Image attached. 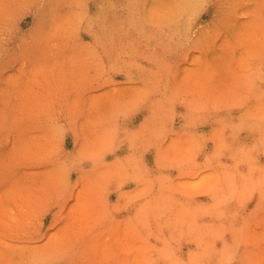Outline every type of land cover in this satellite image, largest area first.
Segmentation results:
<instances>
[{
  "label": "clouds",
  "instance_id": "clouds-1",
  "mask_svg": "<svg viewBox=\"0 0 264 264\" xmlns=\"http://www.w3.org/2000/svg\"><path fill=\"white\" fill-rule=\"evenodd\" d=\"M0 264H264V0H0Z\"/></svg>",
  "mask_w": 264,
  "mask_h": 264
},
{
  "label": "rangeland",
  "instance_id": "rangeland-1",
  "mask_svg": "<svg viewBox=\"0 0 264 264\" xmlns=\"http://www.w3.org/2000/svg\"><path fill=\"white\" fill-rule=\"evenodd\" d=\"M93 10H95V9H93ZM205 21H207V20H209L210 19V17H208V16H205L204 18H203ZM31 18L29 17V18H25L23 21H21L20 22V24H19V27L22 29V30H27L29 27H30V25H31ZM83 39L85 40V41H90V38L88 37V36H83ZM65 148H66V150H68V151H74V147H73V143H72V137H71V135L69 134V136L66 138V141H65Z\"/></svg>",
  "mask_w": 264,
  "mask_h": 264
}]
</instances>
